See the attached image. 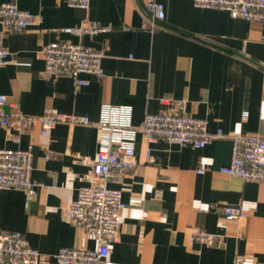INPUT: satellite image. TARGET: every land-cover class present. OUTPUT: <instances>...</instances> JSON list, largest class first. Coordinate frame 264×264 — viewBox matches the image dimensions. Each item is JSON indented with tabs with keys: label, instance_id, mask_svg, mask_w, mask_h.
Masks as SVG:
<instances>
[{
	"label": "crops",
	"instance_id": "obj_1",
	"mask_svg": "<svg viewBox=\"0 0 264 264\" xmlns=\"http://www.w3.org/2000/svg\"><path fill=\"white\" fill-rule=\"evenodd\" d=\"M165 19L142 28L141 0H0L34 17L24 30L0 32L9 56L0 67V95L26 116L45 108L89 119L17 135L0 127V150L32 157L28 192L0 189V231L19 232L50 263L61 248L94 249V238L67 222L66 211L82 186L95 182L92 163L121 133L104 132L103 120L129 124L135 167L108 186L121 191L124 208L111 264H264V183L229 177L234 135L264 130V26L222 10L196 8L192 0H158ZM97 25L106 31L72 34ZM70 42L103 53L102 76L46 78L42 48ZM86 85H80L79 83ZM8 110V108H6ZM165 111L204 119L222 136L202 148L149 142L144 116ZM17 135V136H16ZM50 154V158L46 155ZM229 205L245 217L225 220ZM212 237L195 240V232Z\"/></svg>",
	"mask_w": 264,
	"mask_h": 264
},
{
	"label": "built area",
	"instance_id": "obj_2",
	"mask_svg": "<svg viewBox=\"0 0 264 264\" xmlns=\"http://www.w3.org/2000/svg\"><path fill=\"white\" fill-rule=\"evenodd\" d=\"M143 2L142 28L153 31L165 19L163 5L158 0ZM70 7L87 10L90 0H67ZM196 8L222 10L233 17L259 22L264 26V0H192ZM3 30H24L34 23V17L27 11L19 10L14 4L5 3L0 7ZM106 31L97 25L65 32L76 35L96 34ZM46 78L72 74H93L102 76L100 66L103 53L70 42H52L42 48ZM9 53L3 45L0 32V67L7 63ZM80 85H86L80 82ZM8 108V110H6ZM89 125V119L76 114H65L53 108H45L40 116H26L16 105L0 95V127L13 129L17 135L31 132L39 127L40 134L50 135L57 124ZM104 132L121 133L110 140L97 152L92 163L91 177L94 183L82 186L77 191L65 214L67 222L80 232L91 236L96 242L94 249L61 248L54 256V262L45 259L31 248L19 232L0 231V264H111L108 261L109 245L118 241L120 217L124 208L121 191L108 186L127 170L135 167L133 132L129 124L112 126L103 120L100 125ZM141 132L149 142L162 140L170 145L202 148L212 140L221 137L222 132H207V122L187 114H171L165 111L144 116ZM16 135V136H17ZM229 165L220 172L243 181L264 183V130L262 134L234 135L231 137ZM51 155L47 154L46 158ZM31 161L29 151L0 150V189L16 188L28 192L31 186ZM225 220H238L244 212L234 206L225 205L219 210ZM195 240L208 242L212 237L195 232ZM234 264H247L237 258Z\"/></svg>",
	"mask_w": 264,
	"mask_h": 264
}]
</instances>
